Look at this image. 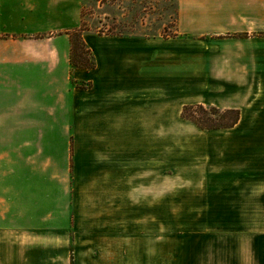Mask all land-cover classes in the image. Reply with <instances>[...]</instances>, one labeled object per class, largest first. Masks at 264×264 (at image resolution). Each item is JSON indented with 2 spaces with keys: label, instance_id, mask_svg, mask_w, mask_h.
<instances>
[{
  "label": "crops",
  "instance_id": "obj_1",
  "mask_svg": "<svg viewBox=\"0 0 264 264\" xmlns=\"http://www.w3.org/2000/svg\"><path fill=\"white\" fill-rule=\"evenodd\" d=\"M81 24V0H0V132L9 122L85 126L81 182L97 195L76 202L74 211L76 230L95 235L80 245L95 250L84 264L111 258L124 264L119 189L126 181L162 189L163 179L190 180L191 187L210 189L215 218H259L241 204L250 192L256 203L263 196L264 0H178L174 36L166 38L84 33L96 64L91 70L70 65L67 32ZM71 79L91 86L73 91ZM187 105L238 110L240 118L230 129L201 130L182 118ZM6 173L0 163V252L9 236L24 231L22 187L19 192L18 180L8 181ZM157 200L162 206L163 195ZM88 210L96 222L82 219ZM133 240L134 250H155L144 237ZM221 244L225 252L238 250L226 239ZM72 258L75 264L73 248L70 264Z\"/></svg>",
  "mask_w": 264,
  "mask_h": 264
},
{
  "label": "rangeland",
  "instance_id": "obj_2",
  "mask_svg": "<svg viewBox=\"0 0 264 264\" xmlns=\"http://www.w3.org/2000/svg\"><path fill=\"white\" fill-rule=\"evenodd\" d=\"M177 7L178 0H81V25L86 29L82 33L138 38L174 36ZM77 83L80 87L86 85ZM6 101H10L8 94ZM194 112L196 116L201 115L198 110ZM208 116L219 120L224 115L208 112ZM83 126L79 123L9 122L0 132V149L7 150L6 155L0 157V163L7 165L8 181L18 180L19 192L21 187L23 191V198L19 200L23 216L18 221V226L24 230L23 236H9L7 251L2 246L0 259L6 262L3 258L7 255V264H70L71 248L75 264H84L95 255V250L81 247L95 235L89 234L88 229L87 232L76 230L74 225L76 202L79 204L97 195L95 187L81 182L86 158L85 146L80 140V133L85 130ZM73 150V166L70 167ZM122 175L127 176V172ZM139 175L137 172L135 179L142 184L144 179ZM185 176L191 179L190 174L185 173ZM177 180L185 186H179ZM187 183L190 180L163 179L162 189L123 183L119 189V229L126 248L121 244L119 259L124 264L136 261L151 264L147 261L153 259L157 264L160 259L161 264H224L227 256L228 264L244 261L253 264L255 259L258 264H264V187L260 203L255 202L256 197L250 192L244 195L246 202L241 204L243 210L254 212L249 215L259 218L235 220L219 218V215L215 218V200L210 189L191 187ZM161 194L162 206L156 201ZM87 212L82 219L96 222L93 211ZM15 224V219L8 220L6 226ZM134 237L137 242L139 237H144L155 250L151 254L134 250ZM224 239L238 250L225 252L221 244ZM111 259L107 264H111Z\"/></svg>",
  "mask_w": 264,
  "mask_h": 264
},
{
  "label": "trees",
  "instance_id": "obj_3",
  "mask_svg": "<svg viewBox=\"0 0 264 264\" xmlns=\"http://www.w3.org/2000/svg\"><path fill=\"white\" fill-rule=\"evenodd\" d=\"M86 29L83 25L81 27L68 31L67 35L70 39V65L71 68L91 70L95 68V60L91 49L87 46L83 33ZM73 85L77 88L87 89L91 84L79 86L77 81L71 79ZM195 110H198L201 115L196 116ZM211 114H223L222 119L216 120L208 116ZM182 118L191 121L201 130H215V129H230L236 126L239 121L240 113L238 110L228 109L220 110L216 107H204L203 105H187L182 110ZM72 166V158H71ZM73 264V258H72Z\"/></svg>",
  "mask_w": 264,
  "mask_h": 264
}]
</instances>
